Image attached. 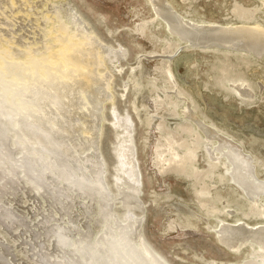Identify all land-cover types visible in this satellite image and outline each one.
Segmentation results:
<instances>
[{
  "label": "rangeland",
  "instance_id": "obj_1",
  "mask_svg": "<svg viewBox=\"0 0 264 264\" xmlns=\"http://www.w3.org/2000/svg\"><path fill=\"white\" fill-rule=\"evenodd\" d=\"M21 1L24 3L0 0V29L6 32L0 30V81H10L13 89L22 85L27 76L17 80L8 67L15 63L21 64L25 73L32 77L43 71L56 72L54 68L61 64V54L66 50L59 39L64 36L59 33L61 25L67 24L70 16L79 15L82 23L71 21L73 34L83 33L82 29L88 28L106 46L124 52L116 59H112L111 54L105 67H99V74L112 76L111 88L117 110L131 117L141 182L140 207L134 208L132 221L136 227L138 224L145 244L168 264H246L251 246L246 243L232 250L221 242L217 231L221 224L233 225L237 221L250 226L264 224V198L256 202L249 199L226 172L225 157L212 159L206 149L208 145L213 150L219 148L216 141L221 143L222 137L238 143L254 158L258 179L264 181V55L248 53L245 48H239L240 51L193 45L192 41L181 39L169 30L152 0ZM168 1L181 17L196 23H215L226 28L242 24L264 28L262 0ZM83 22L87 28L81 27ZM80 38H75V43ZM237 85L251 89L252 96L239 94ZM188 104L194 116L203 117L221 138L216 133L213 137L206 132L207 126L203 125V131V127H196L192 119L185 117ZM21 106L19 109L15 104L12 106L16 118L22 112ZM111 107L106 101L100 140L109 182L117 173L112 151L122 131L115 126ZM80 125L79 138L86 142L84 123ZM6 129L2 133L5 131L13 138V127ZM12 138L6 146L0 147V153L7 148L14 150L12 155L0 160V211L3 212L0 213V264H49L48 258L56 259L57 256L58 260L72 256L69 264H73L80 256L75 249L84 242L77 243V230L71 225L73 232L71 227L69 231L73 233L70 237L73 241H67L68 247L65 243L62 248L60 243H53L54 236L45 234L46 227L55 222L66 225L71 220L74 226L78 224L83 229L89 218L82 215L80 205L71 196V201L65 200L66 195L49 199L50 187H40L38 180L26 175L20 160L25 147L21 141L13 145ZM32 141L30 146L34 144ZM84 148L79 149L82 156L91 152L90 148ZM48 183L46 186H50ZM64 202L70 204L66 210ZM115 209L121 216L126 211L118 204ZM7 210L12 216L6 214ZM93 210L89 215L92 218ZM2 217H11V223ZM91 223L89 233L92 236L89 235L95 239L103 223ZM134 235L133 242L140 239L138 234ZM41 253L44 255L40 256ZM45 255L48 256L45 258ZM107 259L102 264L111 263Z\"/></svg>",
  "mask_w": 264,
  "mask_h": 264
},
{
  "label": "bare ground",
  "instance_id": "obj_2",
  "mask_svg": "<svg viewBox=\"0 0 264 264\" xmlns=\"http://www.w3.org/2000/svg\"><path fill=\"white\" fill-rule=\"evenodd\" d=\"M18 1L24 3L21 0ZM152 1L154 3L153 5L157 8L158 16L169 25V30L176 33L181 39L192 41L191 43L193 45L209 47L221 46L224 48L228 47L229 49L237 48V50L239 48H245L248 49V53L259 54V57L260 55H264L263 27L242 24L240 26L226 28L224 27L225 25L221 27L220 24L215 23H196L181 17V13L178 14L168 0ZM262 2L264 3V0ZM17 7L19 8L18 5ZM70 17L66 21L67 24L64 23L63 26L61 25V31H58L64 35L63 38L56 37V39H61L60 41L65 47L64 49H66L65 51L62 50V54L60 53L62 55V62L54 68L56 72L49 70L46 72L43 71L45 74L42 73L32 77V75L30 76L25 73L20 63L19 66L16 63L8 66L12 70L10 73L13 72L11 74L14 76L13 78L18 80V78L23 79L27 76V79H23L22 85L20 84V87L17 86L14 89L10 88V84H12L9 81L10 79L8 80L9 82L6 80L0 81V147H3V144H8L7 142L12 138L8 137L5 131L2 133V130L7 127L8 129L13 127L12 131H15L14 137L11 140L13 145L21 141L22 147H25V151L22 152L20 160L26 175L29 178L38 180L40 187H50L48 189L49 191H47L51 195L49 199L52 196L58 197L61 195L68 197L65 200L70 199L69 196L71 198L73 197V201L75 200V203L80 205L82 215L87 219L89 218V220L85 221L86 225L83 229H80L78 224L76 228L71 223V220L66 225L64 223V225H60L53 222L54 224L51 226L49 224L52 220H49L50 223H48L49 226L46 227V230L42 229L45 230V234L48 233L47 236H54L53 243H60L61 247L63 244H67V241H73L70 238L73 233L70 234L71 230L69 231L71 225L74 227V230H77L79 235L76 240L77 243L78 241L84 242L78 244L77 247L74 246L76 247L75 251L80 252V256H78L77 260L75 258V262L72 259L73 264H102L105 260H108L107 258L111 260V263L108 262L110 264H168L145 244L138 224L136 227L132 221L134 208L140 207L139 186L141 183L138 158L135 143L132 138L133 125L129 115H122L117 110L111 88V84H113L111 83L112 76L104 75L105 73L102 74L104 76L99 74V67H105L106 59L111 54L113 55L112 59H116L121 57V53L124 55V52L122 49L117 50L108 45L106 46L94 32H89V29L84 26V22L81 27H86L87 29L85 31L82 29L83 33L73 34L74 31L71 30V24L73 25V22L71 23V21L74 20V23L79 25V23H82V20L77 14ZM68 24L69 26H67ZM79 27L78 30L81 29ZM3 31L5 32V30ZM78 36H81V38L78 43H75V38ZM101 47H104L103 50H100ZM65 77L66 80L63 79ZM237 91L243 96H252L251 89L237 85ZM106 101L111 103V114L114 116L115 126L122 128L119 137L117 136L119 141L117 144L115 143L116 146L112 151L117 173L115 172L116 174H114L110 182L108 181L107 162L100 147L103 123L105 120ZM16 102H19V105ZM87 102L90 105L86 107L88 105L86 104ZM14 104L18 109L22 105V109H20L22 112L17 118L16 110H12ZM85 107L86 109H84ZM184 114L186 115L185 117L195 122L196 127L201 129L203 127L204 129L203 125H205L208 127L206 128V132L215 135L216 132L214 133V130H217L206 123L203 117H195L194 110L190 108L189 104ZM81 122L84 123L82 126L85 127L83 131L87 135L86 142L79 138ZM10 123L13 125L11 126ZM217 136L220 137L221 135ZM222 138V140L220 139L221 143L218 142L219 140L216 141L220 144L218 145L219 148H215L214 150L211 148L212 151L209 148L210 146H207L208 156L212 159L219 158V160L221 157H225V164L228 162V167L225 166L226 172L242 188L249 199L256 202L258 199L264 198V181L258 179L254 158L248 155L238 143L226 139L227 137ZM30 141L34 143L31 142L33 144L32 146H30ZM80 147H85L84 149L86 147L90 148L91 152H88L86 156H82L79 150ZM13 151L11 148H7L5 152H1L0 160L3 157L6 158L12 155ZM47 181L51 183L50 186H46ZM17 189L14 191L17 192L19 190ZM116 204L126 209L123 216L118 215V211L115 209ZM69 205L64 202L63 208L66 210ZM93 209H95V212H93L95 215L92 218L89 215L94 211ZM59 210L61 212V209ZM71 210L72 208L69 211L71 212ZM0 213L3 212L0 211ZM10 218L8 219L7 217L4 219L10 220ZM90 220L99 223L101 221L103 223V229L97 237L95 236V239H91L92 235L89 233L92 228V221ZM8 223H11V220ZM250 225L247 222L239 221L233 225L221 224L220 229L217 231L218 237L222 243L232 250H237L241 245L248 243L252 251L246 264H264V224H260L259 226ZM73 227H71L72 232ZM134 234L140 236V239H137L138 242H135L137 241L136 239H134V242L132 241ZM65 246L68 247V244ZM37 251L39 252V250ZM68 252H71V250ZM42 253L40 256L45 254ZM46 256L48 255H45V258ZM57 257H55L56 259H52V257L51 259L48 258L50 260L49 264H69L72 258V256L71 258H65L63 256L65 258L64 260H58L59 258ZM43 258L41 259L42 262Z\"/></svg>",
  "mask_w": 264,
  "mask_h": 264
}]
</instances>
